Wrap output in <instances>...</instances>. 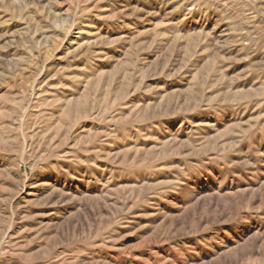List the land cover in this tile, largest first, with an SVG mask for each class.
<instances>
[{
  "label": "rangeland",
  "instance_id": "1",
  "mask_svg": "<svg viewBox=\"0 0 264 264\" xmlns=\"http://www.w3.org/2000/svg\"><path fill=\"white\" fill-rule=\"evenodd\" d=\"M0 264H264V0H0Z\"/></svg>",
  "mask_w": 264,
  "mask_h": 264
}]
</instances>
